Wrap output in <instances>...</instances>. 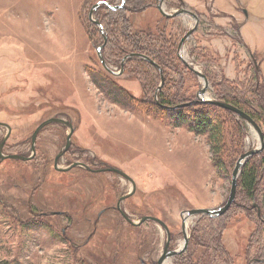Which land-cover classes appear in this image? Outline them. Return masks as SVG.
<instances>
[{"label":"rangeland","instance_id":"1","mask_svg":"<svg viewBox=\"0 0 264 264\" xmlns=\"http://www.w3.org/2000/svg\"><path fill=\"white\" fill-rule=\"evenodd\" d=\"M97 1L0 0V122L10 127L1 153L30 156L31 135L39 123L50 117L69 120L74 128L71 142L57 167L79 160L127 174L135 190L121 208L134 222L144 215L161 219L178 248L181 213L222 205L238 155L256 147L258 138L230 110L204 106L217 114L215 120L222 126V148L212 154L207 135L184 124L174 125L171 109L143 103L131 111L112 101L99 88L106 82L103 79L137 99L153 95L141 87L142 65L128 62L116 76L100 64L95 48L103 37L88 18ZM167 1L164 10H176ZM183 1L198 11L199 21L180 54L206 75L204 97L218 100L217 92L223 88L235 94L253 106L249 109H254L264 133V0ZM157 3L141 13L126 12L134 29L155 31L163 22L166 34L176 32L180 39L193 19L178 16L166 21ZM105 6L95 10L93 18L114 22V14L107 15L111 12ZM105 44L102 52L114 62L116 49ZM112 62L108 67L118 72ZM179 63L178 73L166 71L168 79L190 86L195 99L202 80ZM174 85L169 83L170 93L175 92ZM189 106L183 110L191 111L194 106ZM5 132L0 126V140ZM67 132L60 123L47 124L36 134L31 159L0 160V264H155L165 240L161 226L146 220L134 227L109 207L131 190L129 182L111 171L95 174L80 167L55 168L53 160ZM254 194L249 198L237 188L233 202L218 217L188 218L187 233L226 222L222 241L234 264H246L241 254L251 235L254 245L248 255L263 258L264 224L253 204L264 217V170ZM107 207L98 218L97 212ZM193 249L202 250L194 244L188 247L190 252ZM215 260L214 264H231ZM180 262L179 257L167 260V264Z\"/></svg>","mask_w":264,"mask_h":264},{"label":"trees","instance_id":"2","mask_svg":"<svg viewBox=\"0 0 264 264\" xmlns=\"http://www.w3.org/2000/svg\"><path fill=\"white\" fill-rule=\"evenodd\" d=\"M169 4L177 5L178 2L180 4L184 3L182 0H168ZM155 5V0H124V5L121 8H117L114 10H110L105 5H101L96 9V11L102 6L106 7L108 11L111 13V16L114 14V22H103L101 19H97L103 28L104 35L106 36V44L111 43L116 49V53L113 57L117 58L114 62L109 58H105L102 50V55L106 64H114L117 68H120V63L123 57L129 53L137 52L142 53L153 61H155L162 70V74L164 77V83L162 87L158 90L157 101H153V96L155 95V89L159 85L158 80L160 81V74L154 66L150 63L147 64L145 60L140 58H129L126 60L123 66V70L128 65V62L137 63L135 67H140L142 65L143 72L145 73V78H141V87L144 89L145 93L148 95H153L152 97H148L145 95L144 99H137L126 93L121 88L115 86L113 81L109 82L106 79H103L104 84H98L100 90L105 93L112 101L121 105L122 107L128 108L131 111H135L138 105L143 103H152L155 108L162 106H176L181 103L189 102L193 99L191 95L190 86L183 87L180 80H171L168 79L167 70L169 72H179V69L176 68L177 64H180L181 59L177 54V45L179 42V38H177V33L170 32L166 34V23L162 22V25L155 26V31L145 30L139 31L135 30L131 20L126 15V12L132 13H141L147 10V8H151ZM94 24L93 22H91ZM180 24V22H178ZM96 25V24H94ZM177 30V29H176ZM238 30V29H237ZM181 31V29H180ZM103 37V36H102ZM105 47V46H104ZM104 47L102 49H104ZM130 63V64H132ZM183 63V62H182ZM190 72L195 74L189 67L183 64ZM146 66V67H145ZM175 84L173 88L175 89L174 93H170L168 90L169 83ZM176 84H178L176 86ZM167 87V88H166ZM217 98L219 101H225L229 104L239 108L240 110L247 113L253 120L258 123V117L256 113L249 109L253 108V106L249 107V105L237 98L235 94H229V92L223 88V90L217 92ZM148 97V98H146ZM246 104L248 108H246L243 104ZM245 102V103H244ZM194 106L191 108V111L185 112L183 109L190 108L191 106H184L173 108L171 111L174 113V119H176L174 125H186L190 130L198 134H206L209 142L211 143L210 150L213 154H216L221 150L223 145V135H222V126L220 121L215 120V116L217 114L213 111H208L204 106H212L207 103H193ZM195 106H203L204 108H195ZM216 109V107H215ZM207 110V111H206ZM148 111V110H147ZM213 112V113H212ZM231 112V111H230ZM154 114V112H152ZM233 113V112H231ZM235 115V113H233ZM242 119V118H241ZM245 125L239 129L241 132H244ZM264 134V133H263ZM262 151V152H261ZM260 152L252 155V160L250 161L249 157L243 164L240 173L237 178L236 191L239 188L241 194H246L247 197L252 198L255 195V189L259 184L260 179L263 177L264 170V145ZM242 154V153H240ZM238 155V157L240 156ZM237 157V159H238ZM217 159V158H216ZM236 159V160H237ZM214 162V160H212ZM218 162V161H217ZM217 162H214L215 166H218ZM236 162V161H235ZM235 165V164H234ZM234 167V166H233ZM257 212V211H256ZM261 214V213H260ZM262 215V214H261ZM207 216V215H205ZM258 216V215H257ZM204 217V216H203ZM218 216H208L209 219H214ZM260 219V217L258 216ZM261 220V219H260ZM220 223V222H219ZM263 223V222H262ZM264 224V223H263ZM226 228V222H222L219 226L197 228V233L195 236L197 237V243L203 244L207 247L210 243L214 245V253L215 259H220L223 263L230 261L233 264L232 259L230 258V254L227 249L224 247L222 243V236L224 229ZM249 248L253 246L252 235L249 238ZM257 245V243H255ZM211 251V250H210ZM250 251V250H249ZM213 259L211 264H214L216 260ZM201 261V259H200ZM215 261V262H214ZM214 262V263H213Z\"/></svg>","mask_w":264,"mask_h":264},{"label":"water","instance_id":"3","mask_svg":"<svg viewBox=\"0 0 264 264\" xmlns=\"http://www.w3.org/2000/svg\"><path fill=\"white\" fill-rule=\"evenodd\" d=\"M162 2L163 0H158V3L156 4V8L157 10L160 12L161 15L171 18V17H176V16H182V15H186L188 17H191L193 19V25L190 27L189 30H187L185 32V34L182 36V38L180 39V41L178 42L177 45V54L178 57L182 60V62L190 68V70H192L195 75H197L201 80H202V84L199 87L198 91L196 92V98L192 101L186 102V103H182V104H178L176 106H163L164 108L167 109H173V108H178V107H184V106H189L193 103L199 102V103H207V104H214L216 106H220L222 108H226L228 110H230L231 112L235 113L236 115H238L239 117H241L243 120H245L246 123H248L253 130L256 132L257 138H258V144L256 147L248 149L247 151L243 152L242 154H240V156L238 157V159L235 162V165L232 169L231 172V180H230V188H229V193L228 196L226 198V200L224 201V203L216 208H191V209H187L184 210L181 215H182V222H181V227H182V231H183V237H184V241H183V249L186 246L187 242H188V236L186 233V226H185V222L188 218L193 217V216H198V215H207V216H219L221 215L223 212H225L229 206L231 205V203L234 200L235 197V192H236V184H237V178L238 175L240 173V170L244 164V162L251 157L252 155L260 152L263 148L264 145V134L263 131L260 127V125L253 120L247 113H245L244 111L240 110L239 108L223 102V101H218V100H214V99H210V98H205V90L207 89L208 86V80L206 75L197 70L196 68L192 67L186 60L183 59V57L181 56L180 52L182 49V45L183 42L185 41V39L191 34V32L197 27L198 24V18L197 15L195 13H193L190 10L184 9V8H178L176 10H173L172 12H166L162 6ZM101 5H106L108 8L114 10L117 8H121L124 5V0H120V2L116 5H110L106 0H99L96 3H94L88 10V18L91 22H93L94 24H96L98 26L99 31L101 32L102 36H103V42L97 46L95 48V51L97 53L98 59L100 61V64L102 65V67L109 72L110 74L113 75H121L122 71H123V66L124 63L126 62L127 59L129 58H140L143 59L145 61H147L148 63H150L152 66H154L155 68H157L159 74H160V83L158 85V87L156 88V92H155V99L157 101V92L158 90L162 87L163 83H164V77L162 74V70L159 67V65L153 61L151 58H149L148 56L142 54V53H137V52H132L129 53L127 55H125L120 63V68L118 70V72H115L113 70H111L108 65L106 64V62L104 61L103 55H102V48L104 47V44L106 42V36L104 35L103 32V28L101 26V24L99 23V21L95 18H93V12L100 7ZM50 123H60L64 126H66L68 128V132H67V136H66V142L64 144V146L62 147L61 151L55 156V160H54V165L55 168L57 170H69L73 167H77V166H83L84 168L88 169L89 167L82 163V162H72L69 165H67L64 168H58L57 167V160L58 158L67 151L70 142H71V135L73 133V126L71 124V122H69L66 119L63 118H59V117H50L44 121H42L41 123H39L36 128L34 129L32 135H31V139H30V156H24L21 154H3L1 153L3 145L5 143V141L7 140L9 134H10V127L8 124L4 123V122H0V126L5 127L6 132L4 134V136L2 137V139L0 140V160L4 159V158H12V159H20V160H29L34 156L35 153V137L36 134L38 133V131L45 125L50 124ZM106 170L108 171H113L115 173H118L119 175H121L122 177L126 178L131 185V190L129 192H127L126 194L122 195L119 197L118 201H117V209L121 212V215L124 217V219L129 222L130 224H141L142 222L146 221V220H151L156 222L157 224H159L165 231L166 233V241L163 247V252L161 253V255L159 256V258L156 261V264H163V261L165 260V258L169 257L170 255H174L177 252L172 251V250H168V237H169V229L168 226L165 224V222H163L161 219L155 217V216H142L138 221L134 222L132 219H130L128 217V215L121 209L120 207V202L122 200H124L125 198L129 197L130 195H132L134 193L135 190V182L133 181V179L131 177H129L127 174H125L124 172H122L121 170L115 168V167H108L106 168ZM253 207H255L257 209V215L260 217L261 221L264 223V217L263 215L260 214V211L258 209V207L256 206V204H253Z\"/></svg>","mask_w":264,"mask_h":264},{"label":"flooded vegetation","instance_id":"4","mask_svg":"<svg viewBox=\"0 0 264 264\" xmlns=\"http://www.w3.org/2000/svg\"><path fill=\"white\" fill-rule=\"evenodd\" d=\"M165 1H167V0H163V2H162V6H163V4H164V2ZM183 1V0H182ZM184 2V1H183ZM168 6H171L170 4H169V1H167V3H166ZM172 6H175V5H172ZM177 7H176V9H178V8H184V9H187V10H190V11H192L193 13H195L196 15H197V13L196 12H198L197 10H195L194 8H192L191 6H189L187 3H182V4H180V2H178V4L176 5ZM164 7V6H163ZM152 8V7H151ZM196 11V12H195ZM163 16V15H162ZM182 16H185V17H188V16H186V15H182ZM165 17V16H164ZM178 16H176V17H171L170 19H167L168 17H166L165 19H166V21H168V20H171L172 18H177ZM197 18H198V21H199V16L197 15ZM197 27H198V24H197ZM197 27L191 32V34L185 39V41L195 32V30L197 29ZM190 29V28H189ZM188 29V30H189ZM186 32V31H185ZM185 32L182 34V36L185 34ZM182 38V37H181ZM180 38V39H181ZM180 41V40H179ZM184 41V42H185ZM184 42H183V44H184ZM245 45V44H244ZM183 46V45H182ZM255 67H256V65H255ZM192 101V100H191ZM182 104V103H181ZM69 121V120H68ZM70 122V121H69ZM64 126V125H63ZM66 127V126H65ZM67 128V127H66ZM7 141V140H6ZM5 141V142H6ZM4 146V145H3ZM61 151V150H60ZM59 151V152H60ZM67 152V151H66ZM65 153V152H64ZM64 153L61 155V156H63L64 155ZM35 154V153H34ZM57 155V154H56ZM55 155V156H56ZM60 156V157H61ZM60 157L58 158V160L60 159ZM54 160H55V158H54ZM53 160V161H54ZM73 162H82V163H84V164H86L89 168L88 169H86V168H84L83 166H77V167H80V168H83V169H85V170H87V171H89V172H93V173H95V174H99V173H101V172H108V170H106L104 167H94V166H92L91 164H88V163H85V162H83V161H79V160H76V161H73ZM72 163V162H71ZM70 164V163H69ZM68 164V165H69ZM111 167V166H110ZM108 168V167H107ZM72 169V168H71ZM71 169H69V170H71ZM66 171H68V170H66ZM110 172V171H109ZM112 173H114V174H118V173H115V172H113V171H111ZM119 175V174H118ZM124 178V177H123ZM127 182H129L126 178H124ZM130 183V182H129ZM126 194V193H125ZM122 195H124V194H122ZM122 195H120V196H122ZM119 196V197H120ZM128 198V197H127ZM119 199V198H118ZM126 199V198H125ZM124 199V200H125ZM124 200H122L121 202H123ZM118 201V200H117ZM121 202H120V207H121ZM116 204H117V202L115 203V205L112 207V206H109V207H111V208H113L114 210H116L120 215H121V212L117 209V206H116ZM109 207H107V208H102V209H100L98 212H97V217L99 218V216L101 215V214H103L107 209H109ZM122 209V208H121ZM123 210V209H122ZM124 211V210H123ZM125 212V211H124ZM51 213H53L54 215H62V212L61 211H53V212H51ZM122 216V215H121ZM144 216H146V215H144ZM123 217V216H122ZM128 217H129V215H128ZM142 217V216H141ZM140 217V218H141ZM124 218V217H123ZM130 218V217H129ZM139 218V219H140ZM131 219V218H130ZM138 219V220H139ZM137 220V221H138ZM181 222H182V219H181ZM129 223V222H128ZM143 223V222H142ZM141 223V224H142ZM130 224V223H129ZM141 224H138V225H135V224H130V225H132V226H139V225H141ZM162 228V227H161ZM163 229V228H162ZM169 229V228H168ZM164 230V229H163ZM197 230V229H196ZM196 230H193V232L192 233H187V231H186V233H187V236H188V242H187V244H186V246L184 247V249H183V241H184V237H183V231H182V227H181V235H182V242L180 243V246L178 247V248H175V246H173L172 245V241H171V239H172V235H171V232H170V230H169V237H168V250H172V251H175V252H177L176 254H174V255H170L169 257H167V258H165V260L163 261V262H165L166 264H167V260L168 259H170L171 257H179V260L181 261L180 263L181 264H199V262H200V259H201V262L203 263V264H211L212 263V260L213 259H215V253H214V245H212V244H208L207 245V247L205 246V245H203V244H198L197 243V237L195 236V234L197 233V231ZM164 233H165V231H164ZM166 233H165V240H164V244H165V241H166ZM259 240H261L260 238H259ZM222 243H223V241H222ZM164 244H163V247H164ZM192 244H194V245H196L197 246V248L199 247V248H201L202 250L200 251L199 249H193L191 252L190 251H188V247L190 246V245H192ZM223 245H224V243H223ZM225 247V246H224ZM226 248V247H225ZM249 248V244H247V246H245V248L243 249V251H242V259H243V261H245V263L246 264H262V263H264V257L262 258V256L261 255H257V254H255V255H252V256H250V255H248V254H250V253H252L251 252V250L250 249H248ZM186 249V250H185ZM211 250V251H210ZM250 250V251H249ZM162 252H163V249H162ZM161 252V253H162ZM187 252H189V254L187 255V256H185L186 254H187ZM161 253H160V255H161ZM159 255V256H160ZM159 258V257H158ZM157 258V259H158ZM157 261V260H156ZM156 261H155V264H156ZM215 262V261H214ZM213 262V263H214ZM234 264V263H233Z\"/></svg>","mask_w":264,"mask_h":264},{"label":"bare ground","instance_id":"5","mask_svg":"<svg viewBox=\"0 0 264 264\" xmlns=\"http://www.w3.org/2000/svg\"><path fill=\"white\" fill-rule=\"evenodd\" d=\"M187 220H188V219H187ZM187 220H186V221H187ZM185 223H186V222H185ZM185 226H186V224H185ZM163 264H166V263H165V262H163Z\"/></svg>","mask_w":264,"mask_h":264},{"label":"crops","instance_id":"6","mask_svg":"<svg viewBox=\"0 0 264 264\" xmlns=\"http://www.w3.org/2000/svg\"><path fill=\"white\" fill-rule=\"evenodd\" d=\"M186 3V2H185ZM239 28H240V26H239ZM233 245H235L234 243H233Z\"/></svg>","mask_w":264,"mask_h":264}]
</instances>
